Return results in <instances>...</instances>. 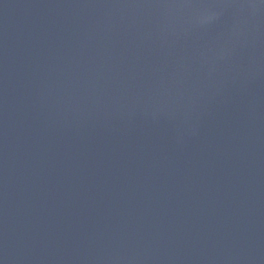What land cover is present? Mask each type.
<instances>
[{
  "label": "water",
  "instance_id": "95a60500",
  "mask_svg": "<svg viewBox=\"0 0 264 264\" xmlns=\"http://www.w3.org/2000/svg\"><path fill=\"white\" fill-rule=\"evenodd\" d=\"M0 264H264V0H0Z\"/></svg>",
  "mask_w": 264,
  "mask_h": 264
}]
</instances>
